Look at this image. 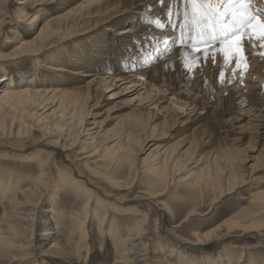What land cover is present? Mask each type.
I'll use <instances>...</instances> for the list:
<instances>
[{
    "label": "bare ground",
    "instance_id": "1",
    "mask_svg": "<svg viewBox=\"0 0 264 264\" xmlns=\"http://www.w3.org/2000/svg\"><path fill=\"white\" fill-rule=\"evenodd\" d=\"M54 1L0 0V25L7 13H13L10 10L12 5H16V9L20 12V17L23 20L30 19V22L33 23L47 11L45 10V4ZM139 1L140 3L138 4L154 2L155 6L135 12L137 13V19L141 20L140 23L131 22V25L126 28H111V31L114 30L116 37L122 44L124 41L126 43L130 41L127 44V53L120 55L122 59L128 58L126 63L119 60V55L115 59L114 55L119 53L117 49L109 52L106 56L101 54L97 61H95L94 57L93 60L92 57L87 58L84 54L78 60H73L72 55L66 50L64 53L65 61L56 66L50 65L47 67L49 71L61 73L60 81L51 80L49 82V80L40 79L41 77L39 78L35 75L30 82L24 81L26 83L23 84L22 78L16 81L9 78L10 76L3 77V81H0V85L2 84L3 86L0 89V143L18 140L24 136L31 137L36 131L41 136L49 139L50 149L60 145L62 148L61 141H67V147L76 146L78 148V157L75 159L82 161V165L88 169L89 175L99 178L112 186H117L123 191L126 189L123 186L126 185L112 177L113 171H117L121 167L130 174L133 170L135 172H143L152 182V184L150 183V190L145 194L150 199L147 201L157 208L158 204L156 201L168 185V180H170L173 167L175 166L170 164L172 162L170 156L166 153H160L148 163H144L143 159L141 164L137 166V157L133 153L134 150L130 148V145L124 144L127 141V144L131 142L133 144L136 143L138 147L141 145V139H135L133 134L132 136L126 134L125 141L119 135V137L109 141L111 144L100 148L101 145L95 143L96 136L92 135L94 133L92 130L98 125L90 122L89 116L92 115L87 109V103L92 100L93 93H96L99 89H105L104 92L112 91L115 82L120 81L125 84L124 88L115 94L130 91L136 92V99L139 102L137 106L152 105L153 109L156 108L158 113L163 114L170 110L173 111L175 105H177V109H182L190 101L193 103H190L189 106L194 110L196 105L200 103V101H197L199 94L202 96V94L215 93L214 90L216 89L212 88L213 84L209 83V70L207 69L209 66H212L213 69L214 67L218 68L220 73L222 70L224 71V83L228 78L240 79V84L233 86L234 89L236 88V92L242 90L246 92V89H252L247 86V82H250L252 77H257L256 82L264 81V59L259 55V52L264 51V49H257L254 53L249 47L247 70H239L236 75H233V69L236 68L235 62H231L225 67L222 54L217 55L215 64L212 63L211 59L207 62L197 61L196 64L198 66L194 70H188L184 67V58L181 55L186 49L181 47L179 40L181 35L179 29L181 13L172 10V21L177 16L176 13H179V16H177V27L173 28L172 22L169 20L170 9L163 6L161 0ZM104 2L105 0H81L76 7L69 8L64 14L50 13L39 25L38 32L33 38L30 40L21 39L18 42V46L13 48L11 52L21 50L23 53L26 51V53L34 54L37 51L42 52L65 44L66 38L64 39V37L68 35L74 24L84 18L103 15L104 12H107L105 8L113 4ZM257 2L261 7H264V0H257ZM81 7H84L83 11H81ZM157 7L160 10H156ZM152 8H155V10H152ZM162 11L163 14L158 17V14ZM72 13H75L73 18L67 20ZM51 39H55L54 43L44 47L46 46L45 43ZM137 41H145V44L142 42L143 46L137 47ZM38 43L43 48L39 46L34 47L33 50H27V48H31V46ZM130 45H133V48ZM169 46V49L152 60L158 52ZM137 49L141 50L139 54L133 52L137 51ZM21 51L15 53V55L17 56ZM74 61H77L79 68L72 69L76 65ZM63 62L67 63V65ZM189 63H192V61H189ZM68 64L71 66H68ZM183 72L187 73L184 81L180 79V74ZM246 72H248L247 76ZM172 79L178 80V83L174 85L170 82ZM82 81L84 82L82 86L77 85V83ZM220 88L221 90L224 89L223 87ZM259 93L261 92H256L255 95L258 96ZM107 94L114 95V92ZM169 94H171L170 97L166 98ZM190 96H193V98ZM215 96L219 97L217 94ZM178 97H181V99H178ZM244 98L239 99L236 103L239 108L247 105L240 113L243 111L245 113L252 112L255 117L263 115L260 114V109L264 108V101H259L258 105H256L257 108H255L254 104H248V101ZM163 101L170 102L166 106L162 105ZM89 106H99L98 101L93 103V105L89 104ZM157 115L152 110L145 112V119L141 118L139 114H134L133 116L131 115L129 124H133V127H138L139 129L145 128L149 121H152ZM252 127L257 131L254 124H252ZM72 128H75V131L71 133L70 130ZM81 137L84 139H80ZM44 141L42 140V142ZM40 146L45 147V145L37 143L33 145V148L37 149ZM99 149L102 151L101 155ZM8 150L10 151V149ZM40 152L38 151L37 154L28 157L30 159L33 158L35 161L36 164L33 169L37 171V174H32L30 177L26 176L27 178L24 179L26 181L25 184L21 185V181L13 180V173L6 171L5 173L4 170L0 169V264L9 261L21 264H44L46 259H50V257L55 259L68 258L76 264L82 260L84 263L86 257L82 256V252L83 250H90L87 247V241L91 232L87 225L92 221H95L99 236L101 238L107 236L111 240L114 257L110 264H241L245 261L246 255L244 256L243 252H231L224 256L215 252L214 255L211 253L212 257L204 256L195 259L188 255L186 250L187 240L179 241L167 236L170 233L175 235L172 230L178 229L183 222L189 221L191 217L200 214L199 210L194 207L187 209V213H185L179 223L168 226L166 229L164 224H161L158 219L150 221L146 213L133 217L135 215L134 212H136L135 208H128L129 205L126 203L128 201L124 197L118 196V200H115L107 193H100L98 188L89 181V178L83 179V174L78 169L75 172L76 174L73 175L71 158H65L68 164L67 168L56 164L55 172L52 174L50 171V159L54 155V151H46L45 155ZM219 153L220 156L218 155L217 157L220 158L223 166L212 163L213 167H201L194 173V182L190 183L193 188L197 187L199 191L209 193L211 202L208 208L214 202L219 201L224 194L247 184L249 180H253L259 171L263 169L264 165L255 161L248 168L244 167L248 170V173L243 174V169L236 165L237 162H241L244 158V155L240 154L239 149L229 146L224 150L221 149ZM2 154L3 156L1 157L4 159L16 160L22 157V154L16 155L7 151ZM99 161H102L101 167L97 166ZM181 166L179 165L178 167ZM189 175L178 180L188 178ZM259 178H261L260 182L249 191V195H240L237 198L239 201L247 200L250 208L243 209L241 214L230 216V218L204 232L195 240L197 242L212 240L238 229L252 233L257 240L262 241L263 238L261 239L260 232L256 230L264 228V172L260 174ZM55 179H57L56 182ZM48 191L52 193V199H50L52 203L42 212L38 204L39 202L43 203L42 197ZM69 191L73 192V204L78 206L70 208L59 207L57 197L60 196V193H69ZM152 198L156 200L153 201ZM122 203L126 205H122ZM162 205H164V208L167 207L165 204ZM75 207H77V212L66 213L67 209L71 210ZM168 211H170V208H168ZM178 213L181 214V210ZM112 214H117V216L131 215L135 219L129 218L131 221H125L126 225L120 230L117 218ZM39 215H42V218L44 217L43 226L40 222L38 223ZM175 218L176 214L172 216V219ZM65 222L70 226L68 229L70 234L66 239L64 237L65 232L62 231V228L65 227ZM40 226L42 227L40 228ZM122 231H125V233L122 234ZM151 234L153 239L150 237ZM221 243H225V241ZM223 245L221 244V246ZM100 247V251H102V244H100ZM214 256L215 260L212 261ZM261 264H264V262Z\"/></svg>",
    "mask_w": 264,
    "mask_h": 264
},
{
    "label": "rangeland",
    "instance_id": "2",
    "mask_svg": "<svg viewBox=\"0 0 264 264\" xmlns=\"http://www.w3.org/2000/svg\"><path fill=\"white\" fill-rule=\"evenodd\" d=\"M80 1L81 0H55L52 3L48 2L46 3L47 5L45 4V10L47 11H45L43 15L37 19V21H33V23L30 22V19L23 20V18L20 17V12L17 11L16 5L10 6L13 9L12 10L10 8V10L13 13H7L8 17L5 15V19H3L4 21H2L0 25V81H3V77L10 76L9 78L15 79L16 81L22 78L23 82H30L31 78H33L35 75H37L39 78L41 77L40 79L43 78L49 80V82H51V80L60 81L61 73L49 71L47 70V67L50 65L56 66L57 64L62 63V61H65L66 58L64 53L66 50H68L69 54L72 55L74 58L73 60H78V58L84 54L87 58L94 57L95 61H97L101 57V54L106 56L109 54V52H113V50L117 49L119 53L117 52L118 54L114 55L115 59L118 58L119 55V60L126 63L128 58L126 57L122 59L120 55L127 53V44L130 41L128 43L124 41L122 44L118 37H116L114 30L111 31V28H126L128 25H131V22L140 23L141 20L137 19V13L135 12L155 6L154 2H144L143 4H138L140 3L139 0H105L107 3H113L112 6L105 8L107 12H104L103 15H97L96 17L84 18L78 23L74 24L68 32V35L64 37V39L66 38L65 44L61 46L58 45L57 47L55 46L49 50L46 49L42 52L37 51L36 53L34 52V54L26 53V51L23 53L21 50L15 51L13 53L11 52L13 48L18 46V42L21 39H32L33 36L38 32L39 25L50 13L64 14V12H66L69 8L76 7ZM162 5L173 11L176 10L180 12V22H183L184 11L186 8H188L185 0H163ZM80 9L83 11L84 7H81ZM152 10H155V8H152ZM156 10H160V8L157 7ZM188 10L190 12V8H188ZM74 14L75 13H72L71 16L67 18V20L73 18ZM162 14L163 11L158 14V17H161ZM177 18V16L173 18V21H175L176 24H178ZM54 40L51 39L49 42H46V46L44 47L54 43ZM145 41H137V47L143 46L142 44H145ZM39 46L40 45L38 43L34 46H31V48H27V50H33L34 47ZM130 47L133 48V45H130ZM40 48L43 47L40 46ZM169 48L170 46L161 50V52H158L157 55L152 58V60L156 59L161 55L162 52ZM19 51L21 52L16 56L15 53H18ZM140 51V49H137V51L133 52L139 54ZM75 56L77 59H75ZM74 62L76 65L73 66L72 69L79 68L80 66L77 65V61ZM64 64L67 65V63ZM68 66L71 65L68 64ZM211 67L212 66H209V68H207L209 70V83L213 84L212 88L216 89L214 91L215 93L217 92L216 94L219 97H216L215 93H210L208 95L202 94V96L199 94L197 101H200V103L196 105L194 110L191 108V106H189L190 103H193L190 101L182 109H177V105H175L173 111L170 110L163 114L158 113L156 108L153 109L152 105L145 104L137 106V103L139 102H137L138 100L136 99V92L130 91L122 94H115L124 88L125 84L121 83L120 81L115 82L114 89L112 91H105V93V89H99L96 91V93H93L92 100L87 103V109L89 110L90 115H92L89 116L90 122L95 123L98 125V127H100H96L92 130L94 131L92 135L96 136L95 143L100 144V148L104 145L111 144L109 141L119 137V135H121L120 137L124 138L125 141L126 134L131 136L133 134L135 135V139H141V145L138 147L136 146V143L133 144L131 142L130 144H127V141H125L124 144L130 145V148L134 150L133 153L137 157V166L141 164L143 159L144 163H148L153 157L160 155V153H166L168 156H170L172 160L170 164H174L175 166L173 167L170 180H168V185L156 201L158 204L157 208L147 201L149 197L145 194L150 190L149 187L150 183L152 184V182L149 180V177L146 174H143V172H135L133 170L130 174L127 172V170L121 167L117 169V171H113L112 177H115L116 180L118 179L124 185H126L123 186L126 187L124 191L120 190L117 188V186H112L105 181H101L99 178L89 175V171L87 168L83 167L82 161L75 159L78 157V148L76 146H69V148L67 147L68 142H64V140H62V148L60 145L59 147L57 146L56 148L50 149V144L48 142L49 139L41 136L37 131L36 133L32 134L31 137L24 136L18 140L15 139L13 141H5L4 143H0V169L4 170V172L6 171L13 173V180L17 179L22 182H20L21 185L25 184L26 181H24V179L32 176V174H37V171L33 169L36 164L35 161L33 158L30 159L28 157L37 154L38 151H41L40 153L45 155L46 151L53 150L54 155L50 159V171L52 174L55 172V166H57L56 164H60L64 168H67L68 164L66 163L65 158H71L73 164V175L76 174L75 172L78 169V171L83 174L84 178H82L84 180L89 178V181H91V183L96 188H98L100 193H107L115 200H118V196L124 197L128 201L126 203L129 205V207H125L135 208L136 212L133 211L135 213L133 217H138V215L140 216L141 213H146L149 216L150 221H156L158 219V221L161 224H164L165 228L167 229L168 226L179 223L184 217L185 213H187V209L194 207L196 210H199L200 214L191 217L189 221L183 222L181 227H178V229L172 230V232H175V235L171 233L167 234L169 238L172 237L179 241L187 240V249H185L187 250L188 255L191 257L199 259V257L204 256L212 257V254L214 255L215 252L223 256L231 252H243V255L246 256L245 261L241 264H261L264 262V228L256 230L257 232H260L261 239L263 238L262 241L257 240L252 233L243 232L238 229H235L230 233L220 235L212 240H201L199 242L195 240L204 232L214 228V226L217 224L230 218V216L241 214L243 209L250 208V204L247 200L239 201L237 198L240 195H249V191L256 187L255 185L260 182V174L264 172L263 165V169L259 171L258 175L255 176L253 180H249L247 184L238 187L227 194H224V196L219 199V201L214 202L210 208H208L211 202V196L209 193L205 191H199L197 187L193 188L190 185L191 182H194L193 179L195 171L201 167H213L212 163L223 166L222 161L217 156H220L219 152H221V149L224 150L229 146L239 149L240 154L244 155L243 160L236 163L237 167L243 169V174L248 173V170H246L244 167L248 168L251 164H254L255 161H257L259 164H264V108L260 109V114L263 115L260 117H255L252 115V112L245 113V111H243L240 113V111L245 109L247 105L239 108V105L236 104L239 99L241 100L245 97L244 99L248 101V104H254L253 106L257 108L256 105H258L259 101H264V90H262L264 89V81L256 82L257 77H252L250 78V82L256 85L247 82V86L251 87L252 89H246V92H244V90L236 92V88L234 89L233 86L239 85L240 79L228 78L225 80V83H221L219 81L220 72H218V68L216 69V67H214V70L213 67ZM238 73L239 70L233 75ZM245 74L247 76L248 72ZM186 75L187 73L183 72L180 74V79L183 81L186 80ZM183 81L181 82L182 85ZM170 82L175 85L178 83V80L172 79ZM25 83L26 82L23 84ZM186 83H188V81H186ZM83 84V81L77 83L79 86H82ZM2 87L3 86L1 84L0 89ZM220 87H223L224 89L221 90ZM219 91L221 92L219 93ZM259 91L261 93L256 96L255 93H258ZM109 92H114V95H108L107 93ZM170 95L171 94L167 95L166 98L170 97ZM190 97L193 98V96ZM179 98L181 99V97H178V99ZM213 100H215L216 103L213 102ZM96 101H98L99 106H94L96 108L89 106V104L93 105V103ZM169 102L170 101H163L162 105L164 104L167 106ZM147 110H152L158 115L152 121H149L145 128L139 129L138 127H133V124H129L131 117L134 114H139L141 118L145 119V112ZM152 122L154 123L151 124ZM252 124L255 125L257 131L254 130ZM70 131L71 133L74 132L75 128H72ZM84 138L81 137L80 139ZM42 140H45L46 142H42ZM191 141L193 142L190 143ZM34 143H40L45 145V147L40 146L39 148L37 147V149H35L33 148V145H35ZM6 148L10 149V151ZM5 151L11 154L14 153L16 155L22 154L21 156L23 159L22 157L21 159L16 160H11L9 158L4 159L1 156H3L2 153H5ZM99 151L101 155L102 151L100 149ZM97 164L98 167H101L102 161L97 162ZM179 165L182 166L178 167ZM188 174H190L188 178L181 179L180 181L178 180L181 177L184 178L188 176ZM56 181L57 179H55V182ZM46 193L47 194L42 197L43 203L39 202L38 204L40 210L42 209V212H44L43 210H46V208H48V206L52 203L50 200L52 199V193H50V191ZM72 195L73 192L71 191H69V193H60V196L57 197L58 206L67 208L78 206L73 204L72 199L74 198ZM152 199L153 201L156 200L155 198ZM123 204L125 203H122V205ZM162 204L167 205V207L164 208V205ZM76 208L77 207L71 210L67 209L66 213L77 212ZM168 208H170V211H168ZM180 210L182 212L181 214L178 213ZM109 212L111 211L109 210ZM175 214L176 218L172 219V216ZM114 216L117 218V224H119L118 227L120 230H122L126 225L125 221H131L129 218L135 219L132 218L131 215L117 216L116 214ZM39 222L41 225L44 224V217L42 218V215H39L38 223ZM88 224L89 225H87V227L89 228L91 235L87 241V247L90 248V252L83 250L82 256L86 257V263H83L82 260L78 263L110 264L112 258L114 257V249L111 240L107 236H103V238L99 236L95 221H92ZM42 226H40V228ZM69 228V224L65 222V227L62 228V231L65 232V239L69 237ZM121 233L124 234L125 231H122ZM150 237L153 239L152 234ZM223 241H225V243H221ZM100 244H102V251H100ZM221 244L224 245L221 246ZM214 258L215 256L212 258V261L215 260ZM69 263L76 264L71 262L68 258L55 259L53 257L46 259L44 264ZM4 264L21 263L9 261Z\"/></svg>",
    "mask_w": 264,
    "mask_h": 264
},
{
    "label": "snow or ice",
    "instance_id": "3",
    "mask_svg": "<svg viewBox=\"0 0 264 264\" xmlns=\"http://www.w3.org/2000/svg\"><path fill=\"white\" fill-rule=\"evenodd\" d=\"M185 3L190 12L188 8L184 11L179 40L186 49L181 53L186 69L194 70L197 61L211 59L215 64L217 55L222 54L225 67L235 62V74L247 70L249 47L254 53L264 49V7L257 0H185ZM172 16L170 9L169 20L176 28ZM259 55L264 59V51ZM219 79L224 82L223 70Z\"/></svg>",
    "mask_w": 264,
    "mask_h": 264
}]
</instances>
